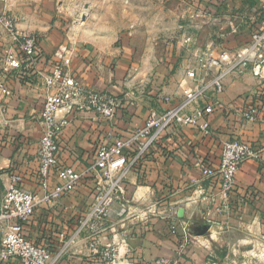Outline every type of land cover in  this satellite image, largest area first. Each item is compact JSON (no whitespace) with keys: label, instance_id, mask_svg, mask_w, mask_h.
<instances>
[{"label":"crops","instance_id":"crops-1","mask_svg":"<svg viewBox=\"0 0 264 264\" xmlns=\"http://www.w3.org/2000/svg\"><path fill=\"white\" fill-rule=\"evenodd\" d=\"M221 2H239L248 10L243 13L248 15L245 19L248 26L240 25L234 35L226 37L224 47L235 49L248 42L249 36L243 40L242 35L250 34L251 19L264 16V0L201 3L204 10L206 6L217 5L218 11ZM10 6L7 2L6 8ZM27 8L19 11L17 27L36 37L35 63H23L19 69L10 67L5 59L9 41L0 34V193L9 184L10 176L16 174L20 186L40 195L37 150L46 89L39 73L52 71L57 63L54 54L60 46L71 54L66 70L84 85L108 91L120 99L111 119L74 111L68 127L57 137L59 165L79 172L93 163L100 146L119 137L127 138L143 125L150 111L166 108L162 97L172 96V104L182 101L183 87L178 84L183 77L192 84L180 70L172 72L176 63L170 59L163 64L166 68L162 67V71L168 70L169 85L145 91L141 88L143 79L134 78L135 64L127 44L114 47L112 41L100 39L88 43L63 39L57 30L49 32V26L32 10L31 3ZM246 71H251L250 67ZM211 101L218 102L220 108L209 116L210 137H203L195 128L170 129L143 158L139 170L128 171L125 194L114 205L116 213L99 234V247L114 246L115 259L103 262L99 254L91 251L83 232L72 239L56 264H152L159 257L175 264H219L223 243L255 242L264 237V75L253 76L250 72L225 77L223 93ZM253 102L262 109L250 121L241 117V112ZM233 138L249 142L258 158L240 166L229 207L225 208L221 207L218 185L201 177L198 161L217 163L222 142ZM196 178L199 183L192 184ZM57 182L53 171L50 188ZM94 191L95 180L87 175L56 203L38 206L24 226L27 237L34 243L48 245L52 254L58 252L62 243L75 233L79 220L94 200ZM121 205L124 212L117 213ZM201 224L209 225L208 231L194 235ZM0 264L21 263L11 259Z\"/></svg>","mask_w":264,"mask_h":264},{"label":"built area","instance_id":"built-area-1","mask_svg":"<svg viewBox=\"0 0 264 264\" xmlns=\"http://www.w3.org/2000/svg\"><path fill=\"white\" fill-rule=\"evenodd\" d=\"M258 18L260 19L257 20ZM250 25L253 28L248 42L233 50L225 47H221L219 52L207 50L199 67L185 69L184 74L192 86L182 88V101L172 104V96L162 97L166 108L150 111L143 125L127 138L119 137L109 145L100 146L93 163L80 172L59 165L56 154L57 137L68 127L69 117L74 111L111 119L120 106V99L108 91L84 85L80 78L66 70L71 54L66 47L60 46L54 54L57 63L52 71L39 73L41 84L46 89L39 119L40 137L37 150L42 194L33 193L20 186L18 175L10 176L9 184L0 193V263L17 259L21 264H56L72 239L83 232L89 239L92 252L99 254L105 263L113 261L116 257L115 247L106 245L100 248L99 234L116 213L114 205L125 194V178L133 164L170 129L195 128L203 137H210L212 132L209 116L220 105L218 102L205 101L204 98L209 90L215 95L222 94L224 79L229 73H242L250 67L254 76L264 75V16L251 19ZM0 34L5 35L9 41L5 59L10 67L19 69L23 67V63H35L38 60L36 37L19 30L15 17L6 11H0ZM190 40L185 38L183 43L189 44ZM200 100H204L203 104L199 103ZM257 115L258 109L255 105L241 112V117L250 121ZM257 158L258 152L249 142L233 138L222 142L216 165L206 166L198 162L201 165V177L209 178L218 185L221 207H229V196L235 188V178L240 166L247 160ZM53 171L56 172L58 182L50 188ZM87 175L95 180V196L79 220L71 239L64 241L55 254L51 253L48 245L31 241L24 226L34 215L35 209L41 204L52 205L67 196ZM199 180L192 179L191 183L197 184ZM123 212L124 207L121 205L117 213ZM152 264L175 263L168 258L159 257Z\"/></svg>","mask_w":264,"mask_h":264},{"label":"rangeland","instance_id":"rangeland-1","mask_svg":"<svg viewBox=\"0 0 264 264\" xmlns=\"http://www.w3.org/2000/svg\"><path fill=\"white\" fill-rule=\"evenodd\" d=\"M7 2L12 8H6ZM7 2L0 0V9L16 16V22L19 11L28 9V3H31L32 10L49 26V32L57 30L63 39L71 38L76 43L100 39L112 41L114 47L127 44L135 64L134 78L143 79L141 88L145 91L169 85L168 70L162 71L166 61L171 59L176 63L172 72L178 69L184 74L187 67L200 66L207 50L219 52L221 47H226V37L235 33L240 25L248 26V20L245 21L248 15L243 14L248 10L239 2H221L218 11L217 5L215 8L206 6L207 10H204V0ZM13 9L16 10L13 12ZM248 36V32L243 33V40ZM185 38L191 39L189 44L183 43ZM250 72L253 75L252 71L231 72L226 78ZM182 82L178 84L180 88L191 86L184 77ZM215 97L217 95L209 90L204 100L211 101ZM220 249L219 264H264V237L255 242L223 243Z\"/></svg>","mask_w":264,"mask_h":264},{"label":"trees","instance_id":"trees-1","mask_svg":"<svg viewBox=\"0 0 264 264\" xmlns=\"http://www.w3.org/2000/svg\"><path fill=\"white\" fill-rule=\"evenodd\" d=\"M252 105H255L256 107H257V109H258V113H259V111L262 109V107L257 103V102H253L252 103ZM259 105V106H258ZM161 138H163V135L161 136V137H159L155 142H154V144L148 149V151L142 156V157H140L134 164H133V168L135 169V170H139V165H140V163H141V161L143 160V158L151 151V149L154 147V145H156L157 143H159V140H161ZM205 138H208V137H205ZM219 159V158H218ZM198 162H202V163H204V165H206V166H213V165H216L217 163H218V161H217V163H211V162H203V161H198ZM140 177H142L141 175H140Z\"/></svg>","mask_w":264,"mask_h":264},{"label":"water","instance_id":"water-1","mask_svg":"<svg viewBox=\"0 0 264 264\" xmlns=\"http://www.w3.org/2000/svg\"><path fill=\"white\" fill-rule=\"evenodd\" d=\"M208 229H209V225L201 224L200 226H198L197 230L194 232V235H202L206 231H208Z\"/></svg>","mask_w":264,"mask_h":264}]
</instances>
